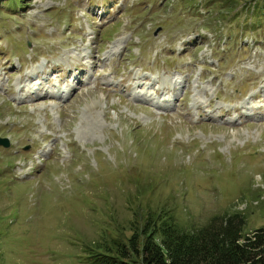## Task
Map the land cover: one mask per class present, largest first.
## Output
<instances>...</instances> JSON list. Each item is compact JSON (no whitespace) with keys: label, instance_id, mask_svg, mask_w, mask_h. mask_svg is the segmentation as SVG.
Here are the masks:
<instances>
[{"label":"rangeland","instance_id":"1","mask_svg":"<svg viewBox=\"0 0 264 264\" xmlns=\"http://www.w3.org/2000/svg\"><path fill=\"white\" fill-rule=\"evenodd\" d=\"M144 204L264 226V0H0V264H90Z\"/></svg>","mask_w":264,"mask_h":264},{"label":"trees","instance_id":"2","mask_svg":"<svg viewBox=\"0 0 264 264\" xmlns=\"http://www.w3.org/2000/svg\"><path fill=\"white\" fill-rule=\"evenodd\" d=\"M132 215L116 236L83 248L90 264H264V226L243 232L240 211L214 214L197 227L159 206L144 204Z\"/></svg>","mask_w":264,"mask_h":264},{"label":"water","instance_id":"3","mask_svg":"<svg viewBox=\"0 0 264 264\" xmlns=\"http://www.w3.org/2000/svg\"><path fill=\"white\" fill-rule=\"evenodd\" d=\"M3 144H4V145L6 144V143H5V141H3ZM23 148H24V149H26V148H27V146H24Z\"/></svg>","mask_w":264,"mask_h":264}]
</instances>
